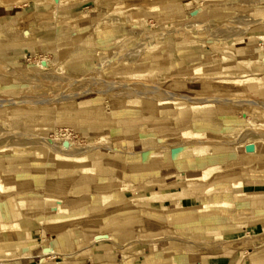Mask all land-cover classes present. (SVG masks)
Here are the masks:
<instances>
[{
    "label": "rangeland",
    "instance_id": "1",
    "mask_svg": "<svg viewBox=\"0 0 264 264\" xmlns=\"http://www.w3.org/2000/svg\"><path fill=\"white\" fill-rule=\"evenodd\" d=\"M169 1L0 0V148L13 145L30 147L0 153L1 166L30 173V158L38 156L39 148L45 147L41 142H46L48 138L57 142L63 138L71 139L80 148L79 151L96 150L101 157H107L108 147L115 146L120 156L113 159L108 155L114 161L112 164L101 163L96 174L86 173L89 180L81 186L79 194L74 192L72 182L62 192L46 191L50 185L46 177H53L57 170L53 153L52 161L41 163L43 177L40 176L37 182L31 181L19 193L39 197L40 205H46L45 197L63 201L67 197L90 195L93 193L92 184L107 177L115 185L110 186L105 195L126 191L124 200L110 197L106 205L103 198L98 197L94 204L102 206L99 210L101 217L95 215L91 205L84 206V213L68 224L72 230L76 229L78 236H74L72 231L67 234V246L63 252L57 240L60 233L53 235L41 228L22 233L19 237L23 246L21 252L9 256L0 250L2 264L16 260H21L22 264H64L66 257H70V262L68 260L65 264H93L92 256L105 249L113 254L110 257L107 255L108 260L116 264H126V260H132L130 264H138L142 259L156 256L166 258L167 264H183V258L196 260L203 256L202 249H217L220 246L226 249L237 246L230 264H254L255 259L264 254V142H259L264 140V108L260 106L264 103V59L261 58V62L255 65L250 57L240 60L236 52L261 43L259 46L263 45L264 53V40L260 38L264 34V5L242 6L237 0H172L173 4L167 6ZM124 25H128L125 27L127 30L121 28ZM131 25H137V28ZM106 26L118 28L97 35ZM172 35L174 41L168 42L167 56L163 57L160 53L154 60L151 46L171 39ZM126 38H131L130 44L117 54L116 46ZM212 38L224 40L217 43ZM111 52L114 57H110ZM250 52L247 50L245 53ZM13 62H17V66ZM124 63L132 68L121 69ZM210 65H217L218 69L196 72V68ZM248 76L252 80L246 81ZM225 78L237 81L224 82ZM95 79L99 82L97 86L94 85ZM239 79L244 80L240 82ZM130 87L133 89H128ZM95 88L105 93H97L99 91ZM127 89L130 98L126 94L129 92ZM137 89L144 96L146 91L151 92L150 89L157 91L148 95L153 97L155 109L128 108L124 103L119 106L124 112L114 116L111 101H127ZM163 90L177 94L178 99L174 100L178 105L184 104L189 108L182 122H177L175 118L177 105L168 115L157 108L156 99L162 97ZM123 91H126L125 94L121 93ZM136 92L138 90L134 91L132 98ZM209 97L229 99V103L225 104L228 109L223 111L225 116L212 106L209 107L211 115H196L199 124L195 125L193 115L196 111L190 108L191 103L203 102ZM21 100L26 102L19 103ZM208 103L214 104L215 101ZM18 108L27 112L20 113L19 121L14 123L10 111ZM69 115L73 118L55 122ZM129 118H134L129 122L131 129L124 130L125 123L118 120ZM43 120L50 122L47 132L40 129L45 128ZM90 125L98 130L84 132L83 129ZM184 130L192 131V135H200L207 141L211 153L208 156L219 157L216 163L203 161L193 168L200 171L209 165L217 166L208 178L195 181L198 184L196 188L189 187L187 190V197L197 201L193 209L195 212H172L174 218L169 220L166 214L156 217L142 207H126L130 204L127 202H134L128 195L162 192L164 189L173 193L168 205L184 206V199L179 200L176 191L182 190L188 183L189 168L184 167L185 163L198 159L191 152L193 144L190 143L194 137H185ZM242 134H245L244 141ZM255 141L256 144L259 142L258 148L252 143ZM177 144L183 146L182 151H188L187 155H171V149ZM239 145H245V148L239 150ZM247 145H252V149H248ZM127 151L137 156L144 153L147 157L154 153H166L167 156L158 157L163 163L160 167H151L147 175L135 177L131 176L134 171L123 164L129 161L125 157ZM9 158L15 159V163H8ZM79 174L77 171L75 176ZM235 183L238 187L232 186ZM17 193L0 194V202ZM203 205L211 207L202 208ZM209 208L212 210L203 216L201 210ZM146 221L153 226L144 228ZM222 225L225 226L224 231H207L208 227ZM218 233L223 236L215 238ZM99 234L105 236L99 239L101 242L97 239ZM46 248L48 252L44 251ZM70 252L77 254L66 256ZM209 255H213L212 252ZM173 257H176V262ZM42 259H47V262L43 260L40 263Z\"/></svg>",
    "mask_w": 264,
    "mask_h": 264
},
{
    "label": "bare ground",
    "instance_id": "2",
    "mask_svg": "<svg viewBox=\"0 0 264 264\" xmlns=\"http://www.w3.org/2000/svg\"><path fill=\"white\" fill-rule=\"evenodd\" d=\"M56 1L59 2V0H56ZM237 2L240 3V5H242V6H248V5L256 6V4L264 5V0H237ZM172 4H173V2H172V0H170L169 4H167V6H171ZM127 26L128 25H124L121 28L127 30L125 28ZM131 26L137 28V25H131ZM195 27H197V29H200V26L197 25V24H195ZM117 28L118 27H116V26H106V27L102 28L101 31H98L97 35H103V34H106L108 32H112L114 30H117ZM179 34H180V32H179ZM260 38H261V40H264V34H261ZM130 39L131 38H126L123 42H121L118 46H116L117 54H121L122 51L124 50V48L128 47V45L131 42ZM212 39H213L214 42H217V43H220V42L222 43L223 40H224V39L215 40L214 38H212ZM166 41H167V43H166ZM173 41H174V38H173V35H172L171 39L167 38V40L166 39L163 40V41L161 40L160 42L153 44L151 46L153 48V53H154L153 59L157 60L156 57H158L160 53L162 54L163 57H166L167 56V47H168L169 43H172ZM260 44H255L252 47L246 48V49H238L236 52L239 55V59L240 60H244L245 57L246 58L250 57L249 59H250L251 63H253L255 65L259 64L261 62L260 59L261 58L264 59V53L262 51L263 50V45L261 47V46H259ZM247 50H250L251 52L246 54L245 52ZM138 52L140 53L141 50H139ZM110 57H114L113 52L110 53ZM204 58H205V56H204ZM154 63H156V62H154ZM12 64L17 66L18 63L17 62L16 63L13 62ZM219 64H221V63H219ZM217 65L199 67V68H196V72H199L201 70L208 71V70H212L214 68L218 69ZM109 66H111V65L109 64ZM139 67L140 66H138V68ZM129 68H132V67L128 63H124L123 66L121 67V69H129ZM219 69H220V67H219ZM154 78H155V76H154ZM102 80L105 81V83H107V84L109 82V80H108V82L105 79H102ZM243 80L244 79H239L240 82L243 81ZM245 80L246 81H250V80H252V77L248 76V77L245 78ZM233 81L236 82L237 79L225 78V80H224V82H233ZM90 82H91V79H90ZM95 82H96V79H95ZM100 82H102V81L100 80ZM120 82H121V84L123 83L122 81H120ZM120 82H119V84H120ZM92 83H94V82H92ZM97 83L99 84V82H96V84L94 83V85L97 86L98 85ZM127 83H131V82H127ZM89 85H88V87H89ZM124 85L127 86L126 83ZM132 85H135V84H132ZM118 86H120V85H118ZM146 86H149V85H146ZM151 86L153 87V86H156V85H150L149 87H151ZM136 87H137V85H136ZM106 88L107 87H105V89ZM117 88L118 87H116L115 89H117ZM122 88L124 89V87H122ZM192 88H194V87H192ZM87 89H89V88H87ZM87 89H86V91H87ZM128 89H133V88L130 87ZM134 89H135V87H134ZM93 90H94V88L91 91H93ZM111 90H113V89H111ZM125 90H126V87H125ZM137 90H138V93L136 92L135 97L132 98V96H133L132 94L134 93V91H137ZM137 90L133 91V93L131 94V99H128L127 101L112 100L111 104H110L111 113L114 116L117 115V114L123 113L124 111H122V110L120 111L119 106L121 104H124V103H126L129 106L128 108H133L134 106H140L144 111H146V110H154L155 109V107H154L155 106L154 105V99H153L152 96L148 97L149 93L151 95V92H153L154 90L152 89L153 90L152 91L150 89L151 92H149V90L146 91L148 94L145 93L146 94L145 96L142 94L143 93L141 91L142 89L140 90L142 93L139 92V89H137ZM89 91L90 90H88V92ZM97 91H99V90H97ZM163 91L165 92V90H163ZM107 92H109V90ZM117 92H119V91H117ZM125 92L123 91L121 93L125 94ZM156 92L157 91H155L153 93L155 94ZM92 93H94V92H92ZM97 93H102V91L101 92L99 91ZM104 93H102V94H104ZM129 93H130V91L126 93L127 96H128ZM94 94H96V92ZM107 94L109 95L110 93H107ZM184 94H183V96H184ZM193 95H194V93H193ZM121 96H126V95H121ZM159 96H161V95H159ZM185 96L188 97V95H185ZM236 96H238V95H236ZM113 97L114 96H112L111 98H113ZM116 97H119V96L117 95ZM234 97H235V95H234ZM121 98H123V97H121ZM128 98H130V94H129ZM174 99H178L177 94L171 93V92H165L162 95L161 98L156 99L158 101V103H157L158 107L157 108L159 109V111L161 113L168 115V114L172 113L171 112L172 108H174V106L177 105L176 106L177 109H176V112H175V114H176L175 118H176L177 122H182L184 120L185 115L189 112V108L186 105H184V104L183 105L182 104L178 105L177 101H175ZM182 99H184V98H182ZM188 99H190V98H188ZM203 99H201V100H203ZM236 99H238V98H236ZM212 100L215 101L214 104L213 103H208L209 101L212 102ZM228 101H229V99H224V98H219V97H214V98L209 97V98H207L206 101H203V102L193 101L191 103V107L190 108H192V109H194L196 111L194 113V115H193L194 124L195 125L199 124L196 115H198V114H203L205 116L211 115L212 109L209 108V107H212V106L215 107V109L217 110V112L220 115L225 116L223 114L224 113L223 111L228 109V107L226 106L227 105L226 103ZM234 101H235V99H234ZM234 101H232V102H234ZM236 101H238V100H236ZM239 101H241V100H239ZM25 102L26 101L21 100L19 103H25ZM36 102L34 101V103H36ZM250 102H251V100H250ZM203 103H205V104H203ZM252 103H253V101H252ZM252 103H250V104H252ZM239 105H241V104H239ZM260 106L262 108H264V103L263 104L261 103ZM231 108H233V107L231 106ZM23 112L24 113L27 112L26 109H21V108L19 109L18 108V109H14V110L10 111V115H11V118L14 120L13 121L14 123L19 121L18 116L20 115V113L22 114ZM64 118L65 119H72L73 116H70V115L69 116H63V117H61L59 119H56L55 122L56 123H61V122L64 121ZM248 119H249V117H248ZM132 120H134V118L120 119V120H118V122L125 123L124 127H123L124 130H129V129H131V125H129V122H131ZM86 121L87 122H92V121H89V120H86ZM49 123H50L49 120H43V124L42 125H44L45 128L40 127L42 125H40L38 127H40L41 130L47 132V131H49L47 129V125ZM97 130H98V128L96 126H92V125H90L87 129H83L84 132H91V133H93L94 131H97ZM209 130L210 129H208V131ZM197 131H199V130H197ZM205 131H207V130H205ZM215 131H217V130H215ZM191 132L189 130H184L183 135L185 137L190 136V139L192 138V136L194 137V140L192 141V143H190V144H193L192 147H191V152L198 159H193L191 161H187L186 163L184 162L185 163L184 167L189 168V169H187V180H188V183H187V186L185 188L183 187L182 190L176 191L177 194H178L177 196H180L179 200L184 199L183 200L184 201V206L171 207L170 205H168L170 203V200H172L173 193L171 191H168V190L164 189V191H162V192H153V193L128 195L129 199L131 198L132 200H134V202L133 203L131 201L127 202V203H130V204H126L125 205L126 207L131 208L132 206L133 207L134 206H139V207H142L143 210L146 209L148 214H154L156 217H160V216H162V214H166L165 216L169 220H172L174 218L173 215L171 214L172 212L173 213L177 212V214L178 213L179 214H184V213H187V212H191V213L195 212V210H193V209L195 208L197 201L194 198H190V197L188 198L187 197V190H188L189 187H192L193 189L196 188V186L198 184H196L195 181L199 180V179L208 178V176L210 175L211 171L213 169H215L217 166L214 165V164L213 165H209V166L205 167L203 170H200V171H195L193 168L196 167L197 165H200V163H203V161H207V162L209 161V162H215L216 163V161L219 159V157H217V156H208L211 153L209 152V144L207 143V141L204 138L200 137V135H192ZM233 134H235V133H233ZM253 134H255V133H253ZM257 134L258 133H256V135ZM242 135H244L242 137L243 141H244L245 134H242ZM238 137H240V136H238ZM45 141L46 142H41L42 144L45 145V147L39 148L40 150H38V153H37L38 156H34L33 155V157L30 158V163L32 165V170H31L30 173L19 171L18 169H14V168H3L1 166V163H0V194H10V192H14V191L18 192L15 196L8 195L3 202H0V250H3L6 253V255H9V256L14 255L16 252H21L20 249L23 246L21 245L22 244L21 241H19V237H21L23 235L22 234L23 232L31 231V230H35L36 231L37 229H41V228H44L46 231H48V233H52L53 235H55L56 233H60V236L57 238L58 243L60 245H62V246H67L66 243H65L66 236H67L68 233L70 234L71 231H72V228H71L72 226H69L68 224L72 220L76 219L78 216H80L81 214L84 213V211L86 210V208H84V206L91 205L90 208H92L93 210L96 211L95 215L101 217L102 213H99L100 212L99 210L102 209V206L94 204V202L98 199V197H100V198L102 197L103 198L102 201L104 202V205L107 204V202L110 200L109 199L110 197H115V198H117V200H121V201L124 200V198H126V195H125L126 191H125V193L120 192V191L113 192V194H112L113 196L112 195H105L104 192H106V190L108 188H110V186L114 187V185H115V183L112 182V179L108 178V177L106 179L102 178L101 180L97 181L96 183H93L92 186H91V188L93 189V193H91L90 195H87V194L83 195L82 194V195H79L77 198L67 197L63 201H56V200H54L51 197H45L44 203L46 205H40L41 201H40L39 197H34V196H30V195L20 194L19 192L21 190L27 188L30 185L31 181L37 182V180L40 179V176L43 177L44 174L42 175L41 172H42L44 167H42L41 163H43L44 160H45V163H46V161L47 162L52 161V156H53L52 153L56 157L55 166H56L57 170L55 171V174L53 175V177H46L47 181L50 183V185L46 188V191L47 192H52V191L62 192V190L68 185V183L72 182V185H73V188H74V192L76 194L80 193V191L82 190L81 186L85 185L86 182L89 180V179L86 178V175H85L86 173H94V174H96V171L98 170L97 167H99L98 165H100L101 163H103L104 165L112 164L114 161H112V159H109L108 155L112 156L110 158H113V159H115L118 156H120L119 153H117L119 151V149L117 147H115V146H109L108 147V155H107V157H105V156L101 157V155L97 154L96 150L92 151V149H88V150H85V151H79L80 148L78 146L76 147V143L74 141H72L71 139H68V138H63L60 142H57V141H55L53 139L49 140V138H48V140L45 139ZM235 142L238 143L237 141H235ZM259 142L263 143L264 140H261ZM259 142L257 144H256V141L252 142V143L256 145V148H258L259 147ZM239 143H240V141H239ZM187 144H184V145H187ZM226 144H229V143H226ZM180 145H178L177 147H173L171 149V155L172 156L187 155L188 151H182V147L183 146L181 147ZM251 146L252 145H247V148L250 149ZM27 148H30V147H21V146H18V145H13V146H10V147L6 146V147L0 148V153L16 152V151H19V150H26ZM189 148H190V146H189ZM238 148H239V150L241 148L244 149L245 145H239ZM242 150H241V152H242ZM260 150H262V149H260ZM260 150H258V151L260 152ZM46 151H47V154H44ZM237 152H239V151L237 150ZM161 155H163L164 157L167 156L166 153H163V154L154 153L152 155L150 154L147 157L146 154L144 153V154H141V156L139 155L140 156L139 157V156H137L136 153H132V152L127 151L125 157L128 158L127 160H129V161H125L123 164L125 165V167H127V168L131 169L132 171H134V172H132L131 176H135V177L144 176V175L148 174V172H149L151 167H160L161 165H163V163L161 164L160 159L158 158ZM240 156H242V155H240ZM242 157H244V156H242ZM248 157L250 159H252V157H250V156H248ZM15 161L16 160L13 159V158H9L8 159V163H10V164L15 163ZM48 166H50V165H48ZM77 171L80 172L78 177L75 176ZM179 171H181V170H179ZM124 182H123V184H124ZM215 186L217 187L218 184L215 185ZM232 186L238 187L237 183H235ZM213 188H215V187H213ZM210 189H212V188H210ZM125 190H127V189H125ZM230 190H228V191H230ZM127 191H129V190H127ZM226 200H227V198H226ZM53 201H56V203H53ZM203 207L205 208V207H211V206L203 205L202 208ZM210 210H212V209L209 208L208 210H201V213H202L203 216H205L207 214V212L210 211ZM39 225H42V226H39ZM152 226H153V223H151L150 221H146V225L144 226V228H146V227L149 228V227H152ZM224 227L225 226H223V225L220 226V227H215V228L214 227H212V228L208 227V230H223ZM222 236H223V234L218 233V234L215 235V238H221ZM104 237L105 236L99 234L97 239L99 240V239L104 238ZM256 237H258V236L256 235ZM260 249H262V247ZM44 251L48 252L49 249L46 248ZM46 254L47 253H45V255ZM108 257H110V256L108 255ZM175 258L176 257H173L174 262H176ZM43 260L45 262H47L46 261L47 259L46 260L42 259L40 263H43L44 262ZM2 261L3 260L0 258V264H2ZM131 261L132 260H126L125 263L126 264H130ZM47 264H57V263L53 262V263H47ZM99 264H116V263L114 261L108 260L107 262H101ZM138 264H167V261H166V258H160V257L156 256V257H153V258L142 259V260H140L138 262ZM254 264H264V261H260V260L255 259Z\"/></svg>",
    "mask_w": 264,
    "mask_h": 264
},
{
    "label": "crops",
    "instance_id": "3",
    "mask_svg": "<svg viewBox=\"0 0 264 264\" xmlns=\"http://www.w3.org/2000/svg\"><path fill=\"white\" fill-rule=\"evenodd\" d=\"M207 231H208V229H207ZM220 231H224V229L220 230ZM72 232L74 233L73 234L74 236H78V232L76 231V229L72 230ZM101 241L102 240H98V242H101ZM64 247H66V246H61L60 247L61 252H63V248ZM222 248H224V247L220 246L217 249H202L201 255H203V256L197 258L196 260L190 259L189 257L188 258H183L185 260H183L182 263L183 264H230V262H231V260L233 258V254H235V252H237V246H234V247L232 246L229 249L228 248L227 249L226 248L222 249ZM211 252H212L213 255H209V254H211ZM76 254H77L76 252H70L66 256H71V255H76ZM107 255L113 256L112 253H107V249H105L103 251H99L97 254H94L92 256V258H91L93 260V262H94L93 264H99L101 262H107L108 261ZM24 258H28V257H24ZM102 258H103V260H101ZM69 259H70V257H68V258L66 257V260L63 261L64 264ZM74 260L75 259H73L71 261H74ZM257 260L264 261V254L261 253V255H259L257 257ZM90 261L91 260L89 259L88 262H90ZM68 262H70V260ZM6 263L7 264H22V261L21 260L20 261L16 260V261H8Z\"/></svg>",
    "mask_w": 264,
    "mask_h": 264
}]
</instances>
